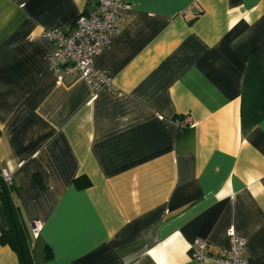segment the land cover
Masks as SVG:
<instances>
[{
	"label": "crops",
	"instance_id": "1",
	"mask_svg": "<svg viewBox=\"0 0 264 264\" xmlns=\"http://www.w3.org/2000/svg\"><path fill=\"white\" fill-rule=\"evenodd\" d=\"M126 1L93 94L43 32L98 0H0V166L33 264H220L190 243L215 255L229 227L264 264V0Z\"/></svg>",
	"mask_w": 264,
	"mask_h": 264
},
{
	"label": "built area",
	"instance_id": "2",
	"mask_svg": "<svg viewBox=\"0 0 264 264\" xmlns=\"http://www.w3.org/2000/svg\"><path fill=\"white\" fill-rule=\"evenodd\" d=\"M131 8L126 0H98L96 9L82 11L68 31L59 26L46 28L43 35L52 43L48 68L58 82L66 77L84 79L94 94L98 89L111 86L110 76L93 65V57L106 47L122 25L124 14ZM185 126L193 125L189 116L182 120ZM0 176L6 185L12 184L11 175L0 166ZM41 225L33 222L31 234L36 238ZM229 243L212 256L206 252L209 242L194 238L190 243L192 258L201 261L212 259L220 264H250L245 256V239L233 227L227 230Z\"/></svg>",
	"mask_w": 264,
	"mask_h": 264
},
{
	"label": "trees",
	"instance_id": "3",
	"mask_svg": "<svg viewBox=\"0 0 264 264\" xmlns=\"http://www.w3.org/2000/svg\"><path fill=\"white\" fill-rule=\"evenodd\" d=\"M12 190L13 182L11 185H6L0 176V200L4 202L8 214V226L1 229L0 243L7 244L16 251L20 264H33L26 233L11 202Z\"/></svg>",
	"mask_w": 264,
	"mask_h": 264
}]
</instances>
